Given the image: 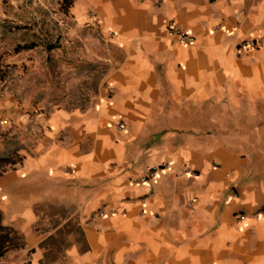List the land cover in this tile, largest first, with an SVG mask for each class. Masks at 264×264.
Masks as SVG:
<instances>
[{"label": "crops", "instance_id": "0c3cea01", "mask_svg": "<svg viewBox=\"0 0 264 264\" xmlns=\"http://www.w3.org/2000/svg\"><path fill=\"white\" fill-rule=\"evenodd\" d=\"M39 9L0 0V64L15 75L36 60ZM68 10L106 67L87 101L59 105L0 72V264H264V0Z\"/></svg>", "mask_w": 264, "mask_h": 264}, {"label": "rangeland", "instance_id": "374dc122", "mask_svg": "<svg viewBox=\"0 0 264 264\" xmlns=\"http://www.w3.org/2000/svg\"><path fill=\"white\" fill-rule=\"evenodd\" d=\"M32 1L24 0L26 3ZM63 1L38 0L39 43L36 54H32L36 60L31 63L27 58L31 65L26 75H15L11 69L14 64L8 61L0 64V72L3 71L2 75L7 78V87H16L19 82L27 90L31 88L38 96L42 95L45 100L56 105L62 101L64 94H69L71 103H80L84 99L87 101L93 90L91 83L95 77H99V71L106 67L104 63L95 65L91 61L90 44L86 43L89 45L86 49L83 39L86 37V42H91L94 36L88 34L85 27L79 26L69 10L62 7ZM22 15L25 20H29L30 11L23 10ZM22 92L19 91L20 95Z\"/></svg>", "mask_w": 264, "mask_h": 264}, {"label": "built area", "instance_id": "2783aa9c", "mask_svg": "<svg viewBox=\"0 0 264 264\" xmlns=\"http://www.w3.org/2000/svg\"><path fill=\"white\" fill-rule=\"evenodd\" d=\"M166 26H167V29L173 35H175V37L177 38L179 42L187 45V44H192L195 41V36L191 32L180 28L179 26L175 24L174 21H168ZM262 42H263L262 38L245 39L237 44L236 51L239 53H243V52H247L252 49H256L261 46ZM123 127H124V123L122 121H119L116 124V128L118 130H121ZM161 170L162 168H160V166L157 168L155 167V168L149 169L147 171V174L139 179V182L144 183L145 181H147V179L155 177L158 174V172ZM108 213L109 212L105 211L103 208H101L98 211V214L102 216H105ZM244 217H245L244 214L237 215L238 220H242Z\"/></svg>", "mask_w": 264, "mask_h": 264}, {"label": "trees", "instance_id": "16d2710c", "mask_svg": "<svg viewBox=\"0 0 264 264\" xmlns=\"http://www.w3.org/2000/svg\"><path fill=\"white\" fill-rule=\"evenodd\" d=\"M73 1L74 0H64L63 3H62V7L67 10L71 6Z\"/></svg>", "mask_w": 264, "mask_h": 264}]
</instances>
